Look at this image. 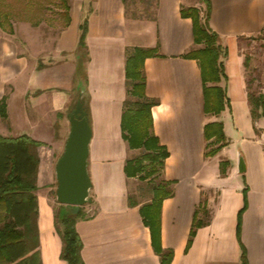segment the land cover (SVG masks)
I'll return each mask as SVG.
<instances>
[{
    "label": "crops",
    "instance_id": "1",
    "mask_svg": "<svg viewBox=\"0 0 264 264\" xmlns=\"http://www.w3.org/2000/svg\"><path fill=\"white\" fill-rule=\"evenodd\" d=\"M210 2V27L228 49L226 79L220 86L230 107L220 116L206 113L200 64L185 58L197 48L193 21L182 15L184 8L194 7L191 0H156L152 18L128 16L124 0H95L88 14L72 12L52 60L39 49L29 55L0 30V101L7 98L8 111L6 121L0 114V136H29L39 143L34 150L39 159L35 194L42 264H68L61 258L64 244L55 228L56 212L65 205L53 195L56 167L71 130L67 112L76 94L78 102L88 104L93 130V202L87 207L94 213L77 224L85 264H162L141 213L152 198L131 206L137 181L125 174L133 155L122 132L126 66L135 48L156 50L145 63L146 94L158 102L152 109L154 133L170 153L164 179L174 182V196L162 206L161 244L174 252L171 264H242L244 248L248 264H264V118L254 121L252 115L248 84L253 58L246 68L247 43L264 33V0ZM86 19L87 48L82 50ZM63 53L68 58L56 60ZM43 56L48 60L42 61ZM215 122L224 124L228 145L207 158L205 127ZM224 161L230 163L226 176L221 173ZM240 161L246 164L244 174ZM203 208L209 211L208 222L187 251L196 215L204 218Z\"/></svg>",
    "mask_w": 264,
    "mask_h": 264
},
{
    "label": "trees",
    "instance_id": "2",
    "mask_svg": "<svg viewBox=\"0 0 264 264\" xmlns=\"http://www.w3.org/2000/svg\"><path fill=\"white\" fill-rule=\"evenodd\" d=\"M130 1L136 4L135 0H124L127 9ZM203 2L207 6L204 17L202 10L198 8L182 10L183 17L193 21L195 45L199 47L190 51L185 58L197 60L200 64L206 113L220 116L230 107L226 90L220 86L226 79L224 62L228 57V49L222 45L220 36L210 27L212 12L210 0ZM142 3L149 8H156V0H142ZM61 4L65 9L63 16L67 19L65 25L67 29L72 22L71 7L67 0H61ZM134 17L140 18L139 14ZM12 21V11L7 0H0V28L5 33L14 35L15 28ZM39 25L40 23L35 24V26ZM88 25L89 21L86 19L81 26L82 50L87 48ZM155 55L156 50L135 48L127 60L128 99L124 103L122 117L123 139L132 150L142 151V154L127 161L125 174L128 179H138L150 186L152 201L141 208V213L145 224L151 230L153 246L161 257L162 264H171L174 252L164 250L161 244L162 206L165 200L174 196V182L164 179L165 165L170 153L154 133L152 109L158 102L150 99L146 94L145 63L148 58ZM250 60V57H247V69L250 68ZM249 76L252 115L254 121H257L264 118V84L260 83L256 88V79ZM129 97L135 98L136 101ZM85 106L89 113L86 102ZM0 114L5 121L8 120L7 98L0 101ZM205 135L208 141L207 158L217 156L228 145L224 124L221 122L208 124L205 127ZM37 146L39 143L29 136L14 139L0 136V264H42L37 226L38 198L35 194L39 171V159L34 153ZM229 166V162L221 163L222 176L227 175ZM129 201L133 207L139 205L132 196L129 197ZM202 210L204 218L199 217V212L196 215L187 251L191 248L198 229L208 222L209 211L206 208ZM244 210L239 215V237ZM88 218L90 217L84 211V207L61 206L56 212L57 232L64 244L61 258L68 264H85L82 257L84 244L77 231V224ZM242 261V264H248L245 248Z\"/></svg>",
    "mask_w": 264,
    "mask_h": 264
},
{
    "label": "rangeland",
    "instance_id": "3",
    "mask_svg": "<svg viewBox=\"0 0 264 264\" xmlns=\"http://www.w3.org/2000/svg\"><path fill=\"white\" fill-rule=\"evenodd\" d=\"M70 7V15L72 12L80 14L81 11L89 13L92 11L95 0H67ZM136 4L130 1L129 9H127L128 16L134 17L139 14L141 18H152L154 16V7H147L142 0H135ZM194 7L202 10V17L205 16L207 10L206 4L203 0H191ZM7 4L12 11L13 25L15 28V34H9L13 39L19 41L23 51L29 55H35L36 50H41L43 55L50 56L51 60L55 57V50L57 49V42L59 41L62 32L65 30L67 19L64 15L65 9L61 4V0H7ZM188 9V8H186ZM36 23H40L39 26H35ZM0 30H2L0 28ZM3 31V30H2ZM8 34V33H7ZM246 54L250 57V63L252 58L255 60L252 62L253 67L250 70L252 78L256 79L257 86L264 84V33L259 37L249 41L247 43ZM199 48V47H197ZM36 49V50H35ZM37 54V53H36ZM68 58L67 53L57 55L58 61H63ZM48 60L43 56L42 61ZM54 60V59H53ZM85 72V64H81V74ZM260 81V82H259ZM85 83L82 84V91H85ZM79 95L76 94L72 106L68 110L67 114L72 113L78 102ZM133 101L135 98L129 97ZM130 148V147H129ZM130 150H132L130 148ZM133 155L131 159L141 156L142 151L132 150ZM136 185L132 188L131 196L138 203H147L152 198L151 188L148 183H144L138 179H135ZM56 200V193H54ZM87 206H91L88 204ZM85 206L84 211L88 217L92 216L94 211H90L89 207ZM55 228L56 222H55ZM59 235V234H58ZM60 236V235H59ZM61 237V236H60Z\"/></svg>",
    "mask_w": 264,
    "mask_h": 264
},
{
    "label": "water",
    "instance_id": "4",
    "mask_svg": "<svg viewBox=\"0 0 264 264\" xmlns=\"http://www.w3.org/2000/svg\"><path fill=\"white\" fill-rule=\"evenodd\" d=\"M71 124L65 151L56 167L57 201L61 205L85 207L92 203V179L89 173L90 145L93 130L90 115L82 101L68 115ZM239 171L246 172L244 161L239 163Z\"/></svg>",
    "mask_w": 264,
    "mask_h": 264
},
{
    "label": "built area",
    "instance_id": "5",
    "mask_svg": "<svg viewBox=\"0 0 264 264\" xmlns=\"http://www.w3.org/2000/svg\"><path fill=\"white\" fill-rule=\"evenodd\" d=\"M263 146H264V134H263Z\"/></svg>",
    "mask_w": 264,
    "mask_h": 264
}]
</instances>
